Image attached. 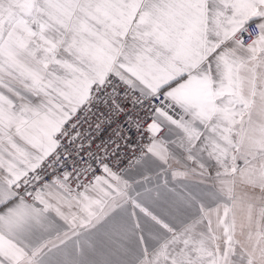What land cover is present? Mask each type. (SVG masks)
<instances>
[{
  "label": "snow or ice",
  "instance_id": "1",
  "mask_svg": "<svg viewBox=\"0 0 264 264\" xmlns=\"http://www.w3.org/2000/svg\"><path fill=\"white\" fill-rule=\"evenodd\" d=\"M0 264H264V0H0Z\"/></svg>",
  "mask_w": 264,
  "mask_h": 264
}]
</instances>
